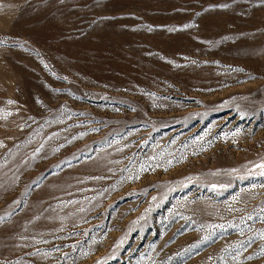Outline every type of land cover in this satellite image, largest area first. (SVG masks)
Returning a JSON list of instances; mask_svg holds the SVG:
<instances>
[{
    "label": "rangeland",
    "instance_id": "rangeland-1",
    "mask_svg": "<svg viewBox=\"0 0 264 264\" xmlns=\"http://www.w3.org/2000/svg\"><path fill=\"white\" fill-rule=\"evenodd\" d=\"M0 264H264V0H0Z\"/></svg>",
    "mask_w": 264,
    "mask_h": 264
},
{
    "label": "snow or ice",
    "instance_id": "snow-or-ice-1",
    "mask_svg": "<svg viewBox=\"0 0 264 264\" xmlns=\"http://www.w3.org/2000/svg\"><path fill=\"white\" fill-rule=\"evenodd\" d=\"M3 44V41H0V45H2Z\"/></svg>",
    "mask_w": 264,
    "mask_h": 264
}]
</instances>
